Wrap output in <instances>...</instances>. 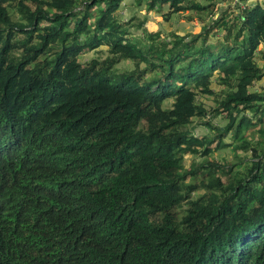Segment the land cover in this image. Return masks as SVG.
<instances>
[{
    "label": "trees",
    "instance_id": "trees-1",
    "mask_svg": "<svg viewBox=\"0 0 264 264\" xmlns=\"http://www.w3.org/2000/svg\"><path fill=\"white\" fill-rule=\"evenodd\" d=\"M124 1L0 0V264H264V1L135 0L203 22L146 41Z\"/></svg>",
    "mask_w": 264,
    "mask_h": 264
},
{
    "label": "rangeland",
    "instance_id": "rangeland-1",
    "mask_svg": "<svg viewBox=\"0 0 264 264\" xmlns=\"http://www.w3.org/2000/svg\"><path fill=\"white\" fill-rule=\"evenodd\" d=\"M203 1V0H198ZM237 0H226L224 4L230 3L232 6ZM262 3L264 0H243L241 4H251L253 2ZM220 4V5H224ZM167 9L165 8L164 12H166ZM180 14H172L170 17V20L167 21L165 19V16L157 11L148 10L143 4H137L135 0H125L121 3L119 7V11L115 13V17H117V20H120L122 22H127L128 26H130V31L133 33V36L135 39H141L143 41L145 40V35L142 33V29H146L148 32H160V36L169 38V35L173 32L179 35H184L187 33H198L201 31V28L203 26V22L200 20H190L187 21L184 17H180ZM139 24V27L136 25ZM136 35V36H135ZM104 49L106 47L104 46ZM92 55V52L90 53H82L81 56H83L82 60H85L86 57H89ZM258 63L264 67V59L258 58ZM118 66L120 68H129L132 69L134 67L133 63L130 62H122ZM143 66V65H142ZM213 88H218L219 86H216V84L213 82ZM264 89V77L260 82L257 83L254 90H260ZM212 96L204 95L202 97H199V100L203 102L207 112H209L208 109L214 108L215 102L212 99ZM203 120H200L198 118H193L192 122L188 124L189 130H191L193 135H210L213 130H211L210 127L205 126L202 124ZM212 122L215 126H221L224 127L227 123L225 119L221 117V115H218L216 118L212 119ZM232 143V137L229 135L223 137V143L219 145V147L210 155L213 158V162H216L219 165H224L226 168L229 166L226 163H236V159H232V155H234L236 152H234L229 147H224V143ZM245 153H239V156L242 158V164L244 165L247 160L243 159L245 158ZM203 159H208L207 156L205 157H199L198 155H193L190 153H187L183 157V164L184 169H187L189 171L195 170L198 164L202 162ZM226 162V163H225ZM207 168H210L207 167ZM239 168V165L237 166ZM232 172H235V166L231 167ZM195 193H192L191 196H195L196 193H203V189H197Z\"/></svg>",
    "mask_w": 264,
    "mask_h": 264
}]
</instances>
